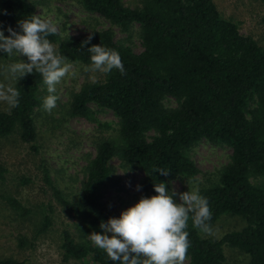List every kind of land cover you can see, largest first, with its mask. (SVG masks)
Segmentation results:
<instances>
[{"label": "trees", "instance_id": "1", "mask_svg": "<svg viewBox=\"0 0 264 264\" xmlns=\"http://www.w3.org/2000/svg\"><path fill=\"white\" fill-rule=\"evenodd\" d=\"M75 1L123 33L130 35L138 27L143 51L136 53L116 42L112 30L93 31L79 38L58 33L48 36L78 69H90L87 49L102 45L118 51L126 72L87 70L93 78L86 77L73 95L70 117L96 121L95 105L112 111L118 128L113 137L97 140L86 180L73 198L66 196L45 170L54 198L85 220L91 233H102L100 223H107L108 213L101 192L112 178V161L120 159L144 173L143 197L156 195L155 183H165L169 191V181L180 179L208 199L212 228L227 217L243 221L240 229L215 238L195 228L190 218L186 229L190 264H228L231 250L243 253L248 264H264V46L244 35L243 24L227 16L215 0H141L134 8L125 0ZM48 3L0 0L4 35H9V27L21 32L18 22L38 15L37 8ZM261 3L264 6V0ZM89 36L90 43L82 48ZM0 58L10 56L0 52ZM44 85L36 71L18 80L19 106L0 110V141L17 134L38 152L36 109L41 106ZM169 98L176 100V108L167 107ZM202 141L232 150L229 164L205 182L197 178L201 172L190 157V151ZM157 169L169 174L160 175ZM7 175L8 169L0 165V184L6 182ZM27 182L30 180H23ZM2 199L19 217L32 214L16 198ZM174 200L179 203L176 197ZM51 225L46 214L38 233H47ZM62 250L65 261L90 258L94 264H117L104 250L76 242L68 231L63 234ZM0 264L24 262L9 258Z\"/></svg>", "mask_w": 264, "mask_h": 264}, {"label": "rangeland", "instance_id": "2", "mask_svg": "<svg viewBox=\"0 0 264 264\" xmlns=\"http://www.w3.org/2000/svg\"><path fill=\"white\" fill-rule=\"evenodd\" d=\"M141 0H125L130 7H137ZM227 16L243 24L242 33L250 35L264 46V24L262 15L264 6L261 0H215ZM39 16L50 19L59 35L68 38L87 36L93 31L112 30L116 42L131 47L136 53L143 51L139 29L132 33H123L113 27L104 17L86 12L75 0H49L45 6L37 8ZM29 62L26 56L0 58V82L15 85V81L6 77L5 66L17 62ZM83 71V72H82ZM93 73L78 69L75 65L71 72L56 85L59 97L51 112L43 104L49 95L47 85L42 88L41 106L36 109V125L39 132L38 152L23 143L16 134L0 141V165L8 169L7 180L0 184V260L15 259L24 264H94L89 258L84 261L64 260L63 234L68 231L76 242L95 246L89 239L91 232L87 222L63 208L54 198L53 190L45 181V170L51 180L69 198L76 196L86 180V168L96 155L98 139L113 137L118 128V120L109 110H100L92 106L96 121L83 117H70V102L85 82L93 78ZM169 108H176L173 98L166 100ZM9 105L0 101V110L8 111ZM105 126L104 128L101 126ZM149 136L153 133H149ZM232 150L202 141L190 151V157L200 170L197 177L205 182L209 175H215L230 162ZM113 174L107 186L101 192V203L109 218H119L120 214L134 206L143 197L144 173L125 165L120 159L112 161ZM29 179L26 184L23 180ZM259 182V180H255ZM264 182L262 179L261 183ZM139 186V190H137ZM169 191L178 194L193 191L180 179H172ZM10 196L21 201L32 211L28 218H21L9 209L2 197ZM178 202L179 195L176 196ZM51 217L52 225L45 234L38 231L45 215ZM243 221L238 218H224L211 234L220 238L226 233L240 229ZM22 240L24 245L22 244ZM185 264H190L187 257ZM228 264H248V258L237 250L228 252Z\"/></svg>", "mask_w": 264, "mask_h": 264}, {"label": "clouds", "instance_id": "3", "mask_svg": "<svg viewBox=\"0 0 264 264\" xmlns=\"http://www.w3.org/2000/svg\"><path fill=\"white\" fill-rule=\"evenodd\" d=\"M18 26L21 32L9 27L6 37L0 25V52L8 56H26L29 62L18 60L5 66V78L10 77L15 85L0 82V101L10 108L18 107L20 91L17 82L36 71L47 85L49 95L43 106L51 112L59 99L55 95L56 85L71 72L73 64L48 39L57 31V26L50 19L33 15L30 19L19 21ZM91 39L89 36L81 47L89 44ZM87 51L91 53V68L87 70L107 74L116 69L122 75L126 74L118 51L102 45H93ZM156 172L164 176L169 174L162 169ZM153 187L156 195L141 197L119 218L101 222L102 233L94 231L89 236L94 245L104 250L117 264H185L190 248L189 232L186 230L189 219H192L195 228L206 234L212 233L209 201L198 190L178 194L175 190L168 191L163 182L155 183ZM177 195L180 203L174 200Z\"/></svg>", "mask_w": 264, "mask_h": 264}]
</instances>
